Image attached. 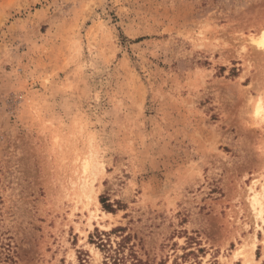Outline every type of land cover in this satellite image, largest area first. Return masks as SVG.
Here are the masks:
<instances>
[{
  "label": "rangeland",
  "instance_id": "obj_1",
  "mask_svg": "<svg viewBox=\"0 0 264 264\" xmlns=\"http://www.w3.org/2000/svg\"><path fill=\"white\" fill-rule=\"evenodd\" d=\"M263 31L264 0H0V264H111L99 233L264 264Z\"/></svg>",
  "mask_w": 264,
  "mask_h": 264
},
{
  "label": "trees",
  "instance_id": "obj_2",
  "mask_svg": "<svg viewBox=\"0 0 264 264\" xmlns=\"http://www.w3.org/2000/svg\"><path fill=\"white\" fill-rule=\"evenodd\" d=\"M102 202H105L103 200ZM107 208L112 210L110 205ZM105 235V237L102 236ZM99 233L98 239L102 251L105 252L106 258L110 260L111 264H148L144 261L138 251L134 249L135 243L131 241V236L121 235V240L113 244L109 233Z\"/></svg>",
  "mask_w": 264,
  "mask_h": 264
},
{
  "label": "bare ground",
  "instance_id": "obj_3",
  "mask_svg": "<svg viewBox=\"0 0 264 264\" xmlns=\"http://www.w3.org/2000/svg\"><path fill=\"white\" fill-rule=\"evenodd\" d=\"M258 43L260 45L264 44V31L262 33V36H260V38L258 39ZM263 108H261V105H258L257 107V111L256 112H260L262 111ZM256 197V196H255ZM257 199L254 198L253 200V209L256 210V214L258 217H260L263 221H264V216H263V210H264V206H262L260 203H259V206H257V203H256Z\"/></svg>",
  "mask_w": 264,
  "mask_h": 264
},
{
  "label": "snow or ice",
  "instance_id": "obj_4",
  "mask_svg": "<svg viewBox=\"0 0 264 264\" xmlns=\"http://www.w3.org/2000/svg\"><path fill=\"white\" fill-rule=\"evenodd\" d=\"M261 47H264V44H262V45H261ZM257 114H259V111H258V113H257Z\"/></svg>",
  "mask_w": 264,
  "mask_h": 264
}]
</instances>
